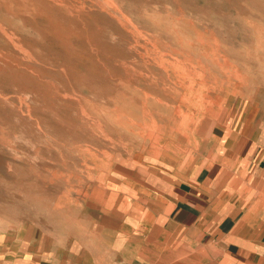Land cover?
<instances>
[{
	"label": "rangeland",
	"instance_id": "rangeland-1",
	"mask_svg": "<svg viewBox=\"0 0 264 264\" xmlns=\"http://www.w3.org/2000/svg\"><path fill=\"white\" fill-rule=\"evenodd\" d=\"M246 107L264 0H0V251L26 225L70 238L116 178L209 153Z\"/></svg>",
	"mask_w": 264,
	"mask_h": 264
},
{
	"label": "crops",
	"instance_id": "crops-1",
	"mask_svg": "<svg viewBox=\"0 0 264 264\" xmlns=\"http://www.w3.org/2000/svg\"><path fill=\"white\" fill-rule=\"evenodd\" d=\"M242 113L207 154L131 167L70 238L26 225L0 264H264V110Z\"/></svg>",
	"mask_w": 264,
	"mask_h": 264
}]
</instances>
